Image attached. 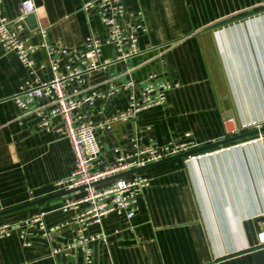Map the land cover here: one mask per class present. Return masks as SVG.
Returning a JSON list of instances; mask_svg holds the SVG:
<instances>
[{"label": "crops", "instance_id": "1", "mask_svg": "<svg viewBox=\"0 0 264 264\" xmlns=\"http://www.w3.org/2000/svg\"><path fill=\"white\" fill-rule=\"evenodd\" d=\"M23 1L3 0L13 27L22 21ZM34 2L36 12L22 21L29 44L42 42L40 27L47 29L50 44L70 49L83 46L91 32L105 37L98 15H87L83 0ZM124 3L129 12L143 13L141 52L90 73L81 88L103 90L111 76L142 82L152 73L177 85L164 105L99 134L102 165L113 162L112 148L131 137L164 144L192 133L203 146L264 125V0ZM112 56V47L104 45L102 61ZM32 58L39 76L52 78L45 50L38 48ZM31 78L17 53L0 43V211L63 191L57 182L73 163L62 120L42 128L34 115L22 116L12 99ZM127 100L126 94L98 99L83 110L98 121L126 107ZM145 173L151 182L134 217L113 212L101 227H91L107 234L93 264H264L258 238L264 226V133ZM84 194L81 189L1 215L3 224L46 212V224L58 228L50 238L37 234L32 247L24 246L20 230L0 236V264H87L79 248L50 254L74 238L73 220L82 205L64 207Z\"/></svg>", "mask_w": 264, "mask_h": 264}, {"label": "built area", "instance_id": "2", "mask_svg": "<svg viewBox=\"0 0 264 264\" xmlns=\"http://www.w3.org/2000/svg\"><path fill=\"white\" fill-rule=\"evenodd\" d=\"M22 9L23 21L36 12L34 0H24ZM83 10L87 15H98L105 28V37L101 38L91 32L83 46L70 49L50 44L48 31L43 27L39 28L42 42L29 44L22 34L25 29L23 22L11 26L4 12L3 0H0V43L5 51H15L32 75L31 80L21 84L12 97L22 116L34 115L38 125L45 129H50L54 118H60L63 122L73 163L68 176L57 182L58 187L62 190L84 187L85 194L64 207L67 210L82 205L73 220L74 238L65 246L54 247L50 254L57 255L65 250L79 248L85 255L86 263L93 264L97 247L107 241V234L102 228L92 232L91 227H101L103 219L113 212H123L127 219L134 217L140 198L151 182L145 169L132 172L131 177L109 178L188 152L200 147V144L192 133H186L185 136L164 144L154 141L139 143L135 137H131L125 145L112 148L115 157L113 162L102 165L99 158L103 147L99 134H105L115 122L132 120L146 109L164 105L168 100V92L177 84L160 79L157 74L152 73L142 82L133 76L124 81L111 76L105 89L83 90L81 86L90 73L139 54V35L145 31L143 13L129 12L124 0H83ZM104 45L111 46L113 50V56L106 61L101 59ZM38 48H43L47 55L53 73L50 79H42L37 72L32 53ZM78 93L81 94L80 97L76 96ZM120 94L128 97L126 107L98 121H94L83 110L84 106H94L98 99L108 100ZM230 121L231 119L227 124ZM259 127L262 125L257 128ZM45 216L46 212H39L28 219L0 224V236L20 230L24 246L32 247L37 234L50 238L58 228L49 227ZM258 238L260 244L264 245V226L258 233Z\"/></svg>", "mask_w": 264, "mask_h": 264}, {"label": "water", "instance_id": "3", "mask_svg": "<svg viewBox=\"0 0 264 264\" xmlns=\"http://www.w3.org/2000/svg\"><path fill=\"white\" fill-rule=\"evenodd\" d=\"M263 133H264V126L259 127V128H255V129H252L250 131H246V132H243V133H240V134H237V135H232V136L226 137L224 139L212 142L210 144L200 146V147H198L196 149H193V150H190L188 152H185V153H182V154H178L176 156L169 157L167 159H164L162 161L153 163L151 165H148V166L140 168V169H133V170H129V171H126V172L119 173L117 175H114L113 177H110L109 179L115 178V177H118V176H123V175L129 174V173H132V172H135V171H138V170L147 169V168H149L151 166H154V165H157V164H160V163L172 161V160L179 159V158H184V157H186L188 155H191V154H195V153H199V152H202V151H206V150H209V149H212V148H215V147H219V146H222V145H225V144L233 143V142H236V141L248 138V137L260 135V134H263ZM83 188L84 187L79 188V189H66V190L60 191L58 193L49 195L47 197H43V198H40V199L32 200V201H30L28 203H25V204H22V205H18V206L9 208V209L2 210V211H0V216L4 215V214L11 213V212H14V211H17V210H20V209H23V208H26V207H29V206H32V205L40 204V203H42L44 201H47V200H50V199H53V198H56V197H59V196H64V195H68V194L74 193V192L79 191V190H81Z\"/></svg>", "mask_w": 264, "mask_h": 264}, {"label": "rangeland", "instance_id": "4", "mask_svg": "<svg viewBox=\"0 0 264 264\" xmlns=\"http://www.w3.org/2000/svg\"><path fill=\"white\" fill-rule=\"evenodd\" d=\"M264 126V125H263ZM257 128V127H256ZM260 135H256V136H252V137H248V138H245V139H242V140H239L237 142H240V141H243V140H247V139H251V138H255V137H259Z\"/></svg>", "mask_w": 264, "mask_h": 264}]
</instances>
